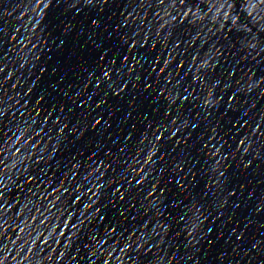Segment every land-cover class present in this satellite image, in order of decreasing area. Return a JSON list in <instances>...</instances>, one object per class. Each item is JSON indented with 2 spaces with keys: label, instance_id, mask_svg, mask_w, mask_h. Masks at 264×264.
<instances>
[{
  "label": "water",
  "instance_id": "water-1",
  "mask_svg": "<svg viewBox=\"0 0 264 264\" xmlns=\"http://www.w3.org/2000/svg\"><path fill=\"white\" fill-rule=\"evenodd\" d=\"M0 264H264V0H0Z\"/></svg>",
  "mask_w": 264,
  "mask_h": 264
}]
</instances>
